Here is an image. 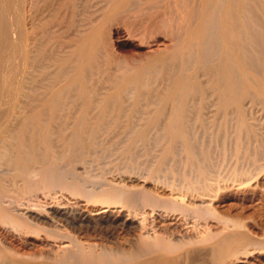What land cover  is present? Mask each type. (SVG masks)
<instances>
[{
  "label": "bare ground",
  "instance_id": "bare-ground-1",
  "mask_svg": "<svg viewBox=\"0 0 264 264\" xmlns=\"http://www.w3.org/2000/svg\"><path fill=\"white\" fill-rule=\"evenodd\" d=\"M38 1L0 0V238L64 245L61 264H135L172 252L181 224L218 220L215 253L245 251L243 224L212 204L264 172V0L152 1L140 36L153 46L113 88L91 72L98 36L60 44Z\"/></svg>",
  "mask_w": 264,
  "mask_h": 264
},
{
  "label": "rangeland",
  "instance_id": "rangeland-1",
  "mask_svg": "<svg viewBox=\"0 0 264 264\" xmlns=\"http://www.w3.org/2000/svg\"><path fill=\"white\" fill-rule=\"evenodd\" d=\"M152 1L156 0H39L34 12L37 27L40 30L45 29L49 33H56V40L60 44H67L76 38V50L87 37L93 34L97 35L98 45L95 47L97 57L91 72L101 79L98 83L100 87L113 88L106 84V80L120 74V71L124 68L128 69L129 75L136 74L137 61L151 48L152 41L147 42L140 36V27L148 15L153 12L154 5H152ZM170 1V10L174 13L175 9L181 7L182 2L181 0ZM28 25L30 26V23ZM158 40L163 42V37L158 38ZM156 48L152 47V49ZM157 84L159 83L157 82ZM156 87L158 88L157 85H155ZM126 119H123V121H127ZM218 136L221 137V134L218 133ZM217 148L214 147V152L217 151L220 154L221 151ZM217 153H215L214 161L216 160L215 163L219 165V169L222 167L220 171H224L223 174L227 175L229 167H227L228 170L224 167L226 165H224V161L227 157L223 161L220 158L221 154L219 156ZM141 159H143V162L140 159L138 161L141 163L140 165L138 163L140 168L146 166L147 163H151L146 158ZM219 161H222L223 166L221 163L218 164ZM144 168L142 169L144 170ZM147 170L149 171V169ZM130 173H133V171ZM143 173L147 174L146 171H143ZM261 175L262 178L259 179L258 183L249 188L250 192L246 194L247 196L239 194L240 191L231 186L227 191L228 197L224 196L226 193L222 191L221 200L212 204L218 216L221 215V217H226L228 220L231 219V221L243 224L240 230L246 234V238L241 245L246 247L245 251L230 252L222 256L217 255L214 251L217 240L211 239L209 234L212 231L219 233L221 226L217 223L218 220H214L208 226L201 224L198 229L200 233H195L188 226H182L181 224L180 230L182 232L178 233L179 236L174 237L175 240L173 238L174 241L172 240V244H176L172 252L166 255L158 254L160 253L158 252L139 259L135 264H264V172ZM172 176H174V180L178 178L176 177L177 174ZM171 181L173 180L171 179ZM139 185L141 186L142 183ZM148 187L153 191L156 190V193L164 198L175 197L172 193L170 194L169 189H158V186L155 185H149ZM196 204L199 205V203L193 204L192 202V205ZM207 204L210 203L207 202ZM176 223L177 225L180 224L177 221H173L172 224ZM244 225L245 227H243ZM207 228H211L209 234ZM22 237L20 240L25 244L24 249H19L10 242L11 246L8 241L5 242L0 238L5 243L0 245V249L6 250L10 260L12 257L13 264H61L60 256L64 245L37 241L34 236ZM203 238L204 241H201ZM192 239H194L193 241H199H197L198 243L193 242ZM15 240H17V237ZM124 240H122V248L128 253H132L131 247L126 239ZM13 245L16 246L14 248H17V250L11 248ZM106 246L113 247L112 244ZM13 249L15 253L12 254Z\"/></svg>",
  "mask_w": 264,
  "mask_h": 264
}]
</instances>
